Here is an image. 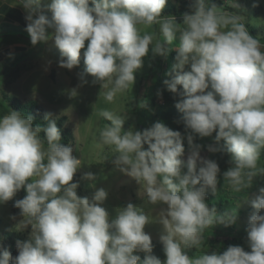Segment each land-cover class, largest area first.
Listing matches in <instances>:
<instances>
[{"label": "clouds", "instance_id": "1", "mask_svg": "<svg viewBox=\"0 0 264 264\" xmlns=\"http://www.w3.org/2000/svg\"><path fill=\"white\" fill-rule=\"evenodd\" d=\"M17 4L25 9L32 45L54 38L59 66L69 70L78 66L84 49L81 79L90 74L93 83L102 85L109 103L133 86L150 46L161 56L174 50L170 79L164 84L182 97L175 107L190 130L186 137L190 154L182 159L185 136L161 121L125 131L121 113L100 110L109 124L100 130L99 141L114 147L115 168L140 185L138 196L146 197L148 204L166 206L152 216L129 202L110 217L103 206L109 195L105 188L96 189L91 197L78 195L79 182L73 178L83 160L61 142L51 113H46L43 128L34 126L31 115L15 110L0 116V203L24 189L26 195L14 201L22 217L17 229L31 228L27 240L16 241L18 255L0 247V264H264V186L249 200L253 211L246 232L251 251L230 245L222 253L192 257L187 252L200 247L205 229L227 227L237 220V210L220 213L206 202L208 192L218 191L221 169L215 160L201 156L195 135L215 133V142H223L222 149L209 145L208 150L231 155L232 166L223 178L233 192L248 189L264 174L258 168L264 149V46L249 33L240 0H226L237 11L193 0L182 23L177 15L162 14L168 0ZM154 24L159 25V36L141 34V26ZM48 29H54L52 36ZM83 179L94 181L96 176L86 172ZM153 222L162 225L163 261L153 254L152 236L145 231ZM140 252L145 253L143 259Z\"/></svg>", "mask_w": 264, "mask_h": 264}, {"label": "rangeland", "instance_id": "2", "mask_svg": "<svg viewBox=\"0 0 264 264\" xmlns=\"http://www.w3.org/2000/svg\"><path fill=\"white\" fill-rule=\"evenodd\" d=\"M169 1L178 10L188 9L191 2H193V0ZM214 1L209 0L210 3H215ZM17 3H19V0H0V76L4 77L0 84V101L6 99L13 101L14 97L20 102L36 99L52 115L68 116L66 126L74 135L69 146L73 148V155L83 160L82 166L76 172L80 174L77 180L79 182L77 189L79 196L91 197L96 189L103 187L109 192L103 206L109 212L110 217H115L117 210L125 207L129 202L142 206L152 216L157 215L160 209L166 206H153L147 203L146 197L138 196L140 185L131 177L117 170L112 163L116 154L114 147L109 148L99 141L100 130L109 124V121L101 117L99 112L102 109H108L117 114L121 113L125 117V131L129 128L143 130L160 121L162 113L169 107L162 95L158 98L155 106L146 108L142 114L139 110L145 90L155 85L156 80L164 84L166 79H170L167 76L169 70L167 55L161 58V55L154 54L151 51L150 46L149 53L143 58V67L135 74L136 79L133 86L129 85L127 90L119 93L114 101L109 103L104 99L102 85L93 83L94 78L90 74L85 75L83 80L81 79L80 74L85 68L84 49H81L80 64L78 66L71 70L59 66L60 52L55 46L54 38L32 45L30 35L26 31L25 9ZM47 3L48 0H42V5ZM240 3L242 5L240 13L245 18L244 22L249 33L254 38H261V44L264 46V0H240ZM215 4L218 7H229V11H237L226 5V0H223L221 4ZM182 22L179 21L178 23ZM144 32L159 36V25L141 26V34H144ZM48 33L52 36L54 29H48ZM160 38L162 39V37ZM87 43L86 41L85 48ZM176 43H178V40ZM185 70H190V66H186ZM84 80L87 82L85 83ZM73 90L76 92L74 96L72 95ZM3 115H5L3 107L0 105V116ZM189 131L184 135L185 154L182 159L185 161L190 154L186 139ZM214 136L215 133L211 137L203 138L195 135V143L202 145L200 153L202 157L216 161L217 154L220 151L211 152L208 150V146L214 145L222 148L223 142L217 144ZM263 163L264 158L259 160V169H263ZM86 172H93L96 179L94 181L83 179ZM258 178L262 180L264 174ZM227 188L229 190L228 196L232 202L234 201V210H237L234 231L229 230L223 224H216L223 228L224 233L220 235L210 234L209 239L212 240L211 242L202 239L198 249L187 250L189 256L195 257L191 254L192 251L199 252L198 255L205 252L209 254L212 252L222 253L230 245L242 246L246 251H251L246 232L249 214L253 211L249 200L258 188L251 186L248 189L244 188L245 190L243 189L239 193L233 192L228 186ZM210 194L211 192H208L207 195L211 196ZM210 198L213 200L215 196ZM206 202L209 207H215L220 212L217 204L212 203L210 200H206ZM13 216H15V219H13ZM21 219L22 217L15 214L10 200L6 203H0V236L5 230H13L16 232L18 240H27L31 228L18 230L17 228L20 226L17 224ZM209 229L214 231L213 226ZM145 231L152 236L153 254L162 261L166 260L163 245L159 239L162 225L155 222L149 223L145 226ZM234 232L237 236L235 240H233ZM0 247H2L1 242ZM14 247H16V244ZM8 250H10V247ZM16 250L18 251L17 247ZM138 255L143 259L145 253L140 252Z\"/></svg>", "mask_w": 264, "mask_h": 264}, {"label": "trees", "instance_id": "3", "mask_svg": "<svg viewBox=\"0 0 264 264\" xmlns=\"http://www.w3.org/2000/svg\"><path fill=\"white\" fill-rule=\"evenodd\" d=\"M214 2L221 4L223 2V0H220V1L215 0ZM192 3L193 2H191V4ZM222 8H224V7H222ZM226 8H227V10H229L228 9L229 7H226ZM189 11H191V7H189L188 9L185 8V9H179L178 10L176 8V6L173 5V3H171L168 0V4L166 5L162 14H164V15H169V14L177 15V17H178L177 21L179 22V21H183V13L189 12ZM260 39H258V40H260ZM175 55H176V52L174 50L167 54V58L169 61L168 62V65H169L168 69L169 70L171 69V67L175 61ZM163 57L164 56H161V58H163ZM168 71H167V73H168ZM1 80H4L3 76H0V84L2 83ZM154 84L155 85H153L152 87H148L145 90L144 95L142 96V100H141L142 103L140 105V110H139L140 114H142L146 108H151V107L155 106L157 101H158V98L162 95L166 99L169 107L167 108V110H165L162 113L163 115H162L160 121L163 122L169 128H171L173 130H178L182 133V135H186V133L189 130H187L185 128V124L183 122V114L181 112H179V110L175 107V103L178 100L182 99V97H180L178 93L176 94V93L168 91L167 88L165 89L164 84H161V82L158 80H156V82ZM158 93H162V94H158ZM12 100L13 101H10V99L9 100L6 99V100L0 101V105L3 107V113L4 114H7L11 110H15V111H18L24 115H31L33 117L34 126L40 125L43 128L44 126L47 125V120L45 119V115H46V113H51V112L47 108L42 106L36 99H30L26 102H22V101L20 102L14 97ZM52 117L56 120L57 125L61 130V137H62L61 142L64 143L65 145H70V143L72 142V140L74 138V135L70 131V129L66 126V123L68 121V116L67 115H61V116L52 115ZM40 136L42 139H45V141H46L45 133L43 131H41ZM145 147H147V145H145ZM217 155H218V157L216 159V162L219 164V167L221 169V173L218 176V186H217L218 191L215 194H213V193L210 194L211 196H215V199L212 200V198H210L211 196L207 195L206 200H210L212 203L217 204L218 209L220 210L221 213H223L225 210H229V211L234 210V207H235L234 201L232 202L230 197L228 196L229 195V190L227 188L228 185H227V182H225L224 178H223V172L232 166L230 163L231 155L229 153H227L226 151H223V150L218 152ZM263 158H264V149H261L259 160L260 159L262 160ZM259 160H258V163H259ZM262 166H263V169H261V170H264V163L262 164ZM185 171H186V169H185ZM261 175H263V174H261ZM261 175H258L257 177L254 178V182L252 184V187L257 189L261 186H264V178L262 180H260L258 178ZM79 177H80V174L76 173L74 175L73 182H76L79 179ZM25 195H26V191L24 189H21L19 192H17L16 196L12 200H10V203H11L13 210H14L16 215H19L20 210L18 208L14 207V201L16 199L23 198ZM213 228H214V231L210 230L209 228L204 230V233L202 235L203 240L211 242L212 240L209 239L210 234H215V235L219 234L220 235V234L224 233L223 228L219 225H213ZM227 228L231 231H234L235 223L230 225V226H227ZM241 232H243V231H241ZM234 234L235 235H234L233 240H235L237 238L236 232H234ZM17 240H18L17 234L13 230H5V232L0 236V242L2 244V248L8 249L10 247L9 251L12 253L13 256L18 255V251L16 250V247H14ZM233 240H231V241H233ZM198 253L199 252H196V251L191 252V254L195 255V256L198 255Z\"/></svg>", "mask_w": 264, "mask_h": 264}]
</instances>
